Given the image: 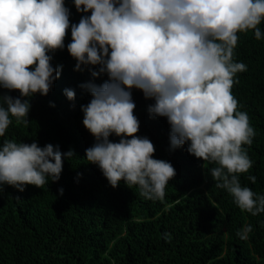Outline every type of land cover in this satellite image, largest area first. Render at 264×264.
<instances>
[{"label": "trees", "instance_id": "trees-1", "mask_svg": "<svg viewBox=\"0 0 264 264\" xmlns=\"http://www.w3.org/2000/svg\"><path fill=\"white\" fill-rule=\"evenodd\" d=\"M0 264H264V0H0Z\"/></svg>", "mask_w": 264, "mask_h": 264}]
</instances>
